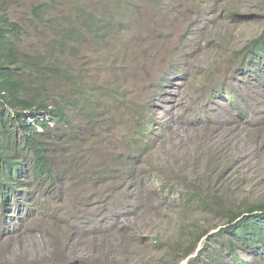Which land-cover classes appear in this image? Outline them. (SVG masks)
Instances as JSON below:
<instances>
[{
    "label": "rangeland",
    "instance_id": "obj_1",
    "mask_svg": "<svg viewBox=\"0 0 264 264\" xmlns=\"http://www.w3.org/2000/svg\"><path fill=\"white\" fill-rule=\"evenodd\" d=\"M0 4L21 27L22 53L50 55V63H66L87 81L113 68L133 106L129 123H151L148 153L114 165L106 160L122 152V135L107 139V150L93 143L98 133L86 120L66 110L85 140L75 144L77 135H68L74 148L65 172L54 164L53 184L46 175L25 179L18 195L0 204V264H188L178 259L182 235L194 221L206 227L218 219L182 210L170 191L211 180L230 202L264 199V63L245 59L247 44L264 28V0ZM39 4L48 7L42 20L33 16ZM88 15L94 25L102 22L93 38L81 23ZM67 31L74 40L57 57L52 47ZM60 155L61 146L54 163ZM203 245L193 264L207 263L197 257ZM216 251L232 264L229 251ZM238 253L248 264H264L263 252L250 259Z\"/></svg>",
    "mask_w": 264,
    "mask_h": 264
},
{
    "label": "trees",
    "instance_id": "obj_2",
    "mask_svg": "<svg viewBox=\"0 0 264 264\" xmlns=\"http://www.w3.org/2000/svg\"><path fill=\"white\" fill-rule=\"evenodd\" d=\"M48 11L46 4H39L33 9V16L44 19ZM264 18V16H263ZM83 32L94 37L100 31L99 24L94 25L91 16L82 18ZM47 30V29H46ZM21 27L8 17L5 7L0 4V204L6 206L8 198L18 195L24 180L40 181L48 178V184L55 182L52 178L54 164L63 168L74 148L67 142L70 133L76 134V143H83L79 126L70 124L66 110L72 111L80 119L86 120L95 133L94 144H105L117 133L122 135L120 143L123 150L119 155L108 156L106 162L117 165L126 157L135 161L148 149L144 138L149 134L150 122L143 121L139 126L129 123V112L133 106L128 92L123 87L120 77L111 68L104 77L98 74L93 80L83 79L72 66L50 63L51 56L44 58L24 54L20 51ZM74 35L71 31L60 32L58 43L52 49L57 57L67 55ZM257 58L264 63V28L260 34L247 44L245 59ZM50 105L51 107H49ZM50 108H48V107ZM44 116L40 121L37 117ZM144 116V115H143ZM28 119V120H27ZM55 122L50 130L49 123ZM75 138V135L71 137ZM60 158L54 163L53 152L59 151ZM46 175V177H44ZM145 180V179H144ZM25 186V185H24ZM164 188V187H163ZM175 195L182 210L190 208L200 213H214L217 222L203 227L194 221L183 236V243L176 246L182 254L180 260L189 258L197 245L203 241V248L197 257L205 255L207 263L224 264L216 247L229 251L232 264H248L246 259L263 252L264 255V199L259 203L230 202L228 196L213 189L211 180L202 184L190 182L180 191H170ZM230 202V203H229ZM178 223L182 224V215ZM218 229L211 233V230ZM182 242V241H181ZM160 243V242H157ZM198 259L188 260V264Z\"/></svg>",
    "mask_w": 264,
    "mask_h": 264
},
{
    "label": "clouds",
    "instance_id": "obj_3",
    "mask_svg": "<svg viewBox=\"0 0 264 264\" xmlns=\"http://www.w3.org/2000/svg\"><path fill=\"white\" fill-rule=\"evenodd\" d=\"M37 118H38L40 121H42L43 119H45L44 116H40V115H39ZM49 125H50V123H49Z\"/></svg>",
    "mask_w": 264,
    "mask_h": 264
},
{
    "label": "water",
    "instance_id": "obj_4",
    "mask_svg": "<svg viewBox=\"0 0 264 264\" xmlns=\"http://www.w3.org/2000/svg\"><path fill=\"white\" fill-rule=\"evenodd\" d=\"M202 241H204L203 239H202ZM202 241L199 243V244H202ZM193 255V254H192ZM191 255V256H192ZM191 256L189 257V258H191ZM189 258H187L188 260H189ZM72 264H77V262H74V263H72Z\"/></svg>",
    "mask_w": 264,
    "mask_h": 264
},
{
    "label": "bare ground",
    "instance_id": "obj_5",
    "mask_svg": "<svg viewBox=\"0 0 264 264\" xmlns=\"http://www.w3.org/2000/svg\"><path fill=\"white\" fill-rule=\"evenodd\" d=\"M28 120V119H27Z\"/></svg>",
    "mask_w": 264,
    "mask_h": 264
}]
</instances>
